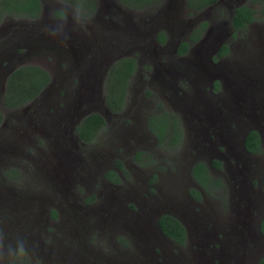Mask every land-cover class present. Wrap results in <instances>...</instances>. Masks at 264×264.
Listing matches in <instances>:
<instances>
[{
	"label": "rangeland",
	"instance_id": "rangeland-1",
	"mask_svg": "<svg viewBox=\"0 0 264 264\" xmlns=\"http://www.w3.org/2000/svg\"><path fill=\"white\" fill-rule=\"evenodd\" d=\"M39 1L47 23L31 41L43 50L23 63L44 68L49 82L35 99L1 106L0 228L8 241L26 238L40 264H264L257 229L264 215V25L253 20L231 29L224 1L189 12L183 0L144 8L94 0L82 29L68 9V22L82 36L78 45L48 34L59 31L48 20L59 5ZM202 20L199 36L189 40ZM22 22L5 16L0 26ZM183 40L188 46L180 54ZM221 44L227 49L219 54ZM121 57H133L135 67L121 106L107 111L109 82L116 91L121 85L108 80L109 67ZM76 83V93L63 94ZM225 108L240 131L223 143L236 148L239 133L253 128L258 150H194V115L219 116ZM90 112L103 123L93 137L77 138L74 125ZM150 114L163 129L147 122ZM196 161L217 185L193 180L189 167ZM165 210L188 228L180 243L155 228Z\"/></svg>",
	"mask_w": 264,
	"mask_h": 264
},
{
	"label": "trees",
	"instance_id": "trees-1",
	"mask_svg": "<svg viewBox=\"0 0 264 264\" xmlns=\"http://www.w3.org/2000/svg\"><path fill=\"white\" fill-rule=\"evenodd\" d=\"M66 3H71L72 0H63ZM159 0H117L123 6L130 8H144ZM216 0H184L185 7L189 12L201 10L204 7L214 3ZM250 4L244 2L235 5L232 8L231 14L228 17L229 25L236 30L244 27L252 20H258L264 23V0H249ZM88 11L95 7L94 0H86ZM40 10L39 0H0V21L3 17H20V18H34L38 15ZM54 14L61 16L62 12L55 10ZM206 22L200 21L189 34V40H195L199 36L200 31L204 28ZM158 41L164 40L162 32L156 35ZM188 46L187 41H180L177 45L176 51L183 53ZM227 49L225 44H221L218 53L222 54ZM135 67L133 57H122L115 61L109 67L110 81L119 79L121 85L116 91L115 87L109 82L108 91L105 94V102L107 107L111 110L118 109L121 106L123 98V90L128 74L132 73ZM48 79V74L38 65L22 64L12 69L6 77L5 88L2 94L1 104L5 107L20 106L33 97H35ZM2 114L0 112V120ZM103 123V118L99 113L90 112L86 114L76 126L79 137L86 139L91 136L96 128ZM245 146L252 150H258V138L256 131L251 130L245 137ZM191 172L195 180L202 186L214 181L210 179L206 173L205 165L202 162H196L191 168ZM113 174L108 171L107 176ZM115 179V178H114ZM195 196H198V191H194ZM158 224L162 231L177 240L183 236V229L180 223L173 217L162 214L158 218ZM259 229L264 234V218L259 223Z\"/></svg>",
	"mask_w": 264,
	"mask_h": 264
},
{
	"label": "flooded vegetation",
	"instance_id": "flooded-vegetation-1",
	"mask_svg": "<svg viewBox=\"0 0 264 264\" xmlns=\"http://www.w3.org/2000/svg\"><path fill=\"white\" fill-rule=\"evenodd\" d=\"M220 1L226 2L227 6L229 7L230 14H231L232 8L235 5L244 3V0H216L214 3H212L210 5L217 4ZM183 3H184V0H183ZM40 6H41V4H40ZM184 6H185V4H184ZM42 11L43 10L40 8L38 15L34 18H23V20L25 19L26 23H23V22L18 23L16 27L10 26L13 23H7V24L4 23L0 26V61H2V60L4 61V63H3L4 65L3 64L0 65V112H1V106L4 108H10V107H5L1 104L2 94H3L4 88H5V80H6L7 75L9 74V72L12 69H14L15 67H17L18 65H22L21 63H23L25 60L41 54V52L39 50H43L41 45L35 44L34 40L31 41V37L34 34L33 32L42 31V30H39V27L44 28V23H47V21H46L47 19H45V20L42 19ZM54 11L51 13H54ZM37 17H40V19L36 20L35 23H29L30 26H28L27 21L28 20H35ZM48 20L52 21L50 19H48ZM251 22H249V23H251ZM249 23H247V24H249ZM259 23H261V25H264L263 22L259 21ZM114 26H116V25L114 24ZM73 27H74L73 24L71 22H68V28L73 29ZM229 27H230V25H229ZM114 28H116V27H114ZM239 29H241V28H239ZM239 29H236V30H239ZM79 32L80 31L77 29V30H75V33H74V35H76L77 39L70 35L71 38L68 39V41H71V42L76 41V43H78V45H80L79 41H80V37H82V36L79 35L80 34ZM119 59L120 58L115 59V61H117ZM23 64H30V63H23ZM35 65H37V64H35ZM39 67H41V66H39ZM42 69L48 74V72L44 68H42ZM130 75H131V73L128 74L127 79L130 77ZM127 79H126V81H127ZM48 82H49V75H48V79L42 85V87L38 91L37 95L45 88V86H47ZM80 88H81V86L79 85V83H76L75 85H72V89L69 88L68 91H67V89L63 90V94H66L67 92H75L76 93L77 90H79ZM86 88H88V87H86ZM35 97H33L31 100L35 99ZM72 98H73V96H72ZM66 100L68 101V99H66ZM63 104H64V102H63ZM106 110L110 111L111 109L109 107H106ZM219 112H220L219 116L204 115L203 112H201L200 114L194 115V116H196V119H197V122H195V123H198V125L196 124L194 126L193 137L198 138L197 140H199V142L196 143L198 145V147L194 148V150L196 152L209 151V152H217V153L218 152H253V151H256V150H252V149L247 148L245 146V143H244L245 137L248 134V132L251 130H254V131H256V134H257V138H258L257 144L259 146V142L261 140L259 133L257 130H255L253 128H246V130L244 132L239 133L240 134L239 138H240L241 142H240V144H238V147L234 148V147H232V145H229V144L226 146L223 143V142L227 141L226 139H231V137L234 135V133L236 131H240L239 130L240 126L237 123V121L234 119L233 115L231 113H229L227 108H225V110H223V111L221 109V110H219ZM81 114L79 115V117H78V119L74 125L75 131H76L75 136L77 138H80V137H79L78 131L76 130V126L80 124L81 119L85 116V115L81 116ZM146 119H147V122L149 124L152 123V125L155 128H157L158 130L163 129L162 127L164 126V122L162 119L159 122V124H157V122H156V121H158V118L153 117L152 114H150ZM56 120L61 121L62 119L57 118ZM242 125L244 126V124H242ZM242 125H241V129L243 128ZM196 126L198 129V132H197ZM97 129L98 128H96V130ZM95 131H94V133H95ZM94 133L91 136H89L88 138L93 137ZM202 135L205 137L204 139H203ZM80 139H82V138H80ZM205 141H206V144H204ZM137 152H139V151H137ZM196 162H198V161H196ZM196 162H194L190 165V167H189L190 173H191V168H192L193 164H195ZM119 164L120 163H116V166L120 168ZM210 168H211V170L217 169L216 167H210ZM206 172H207V168H206ZM107 178L114 179L115 177H113V175L111 174L110 177H107ZM192 178L194 180L193 176H192ZM209 183H213V184L217 185L216 181H213V182L210 181ZM162 214H167V215L175 218L180 223V225L183 229V236L181 237L180 240H177L174 237H172V236H170V235H168L162 231V229L160 228V226L158 224V218ZM262 218H264V215H261L257 221V229H258L259 233H261V231L259 229V223H260ZM154 222H155V228L160 234H162L168 238H172V240H174L175 242L180 243V242H182L184 237L188 236V228L186 227V225L183 222H181L177 217H175L172 213H170L169 211L165 210V211H161L160 213H158L155 216ZM261 234L264 235L263 233H261Z\"/></svg>",
	"mask_w": 264,
	"mask_h": 264
},
{
	"label": "clouds",
	"instance_id": "clouds-1",
	"mask_svg": "<svg viewBox=\"0 0 264 264\" xmlns=\"http://www.w3.org/2000/svg\"><path fill=\"white\" fill-rule=\"evenodd\" d=\"M59 7L56 9L63 13V16H53L52 22L59 24V31L51 29L48 34L51 37L59 36L62 41L70 39L69 32L75 31L77 28H68L69 11L71 9L70 18L74 25H78L79 29L86 26L91 21L92 16L88 12L86 0H72L70 4H65L63 0H55ZM25 260L30 264H40V260L36 258L34 248L30 246L29 241L21 236H17L14 241H8L7 234L0 228V264H25Z\"/></svg>",
	"mask_w": 264,
	"mask_h": 264
}]
</instances>
